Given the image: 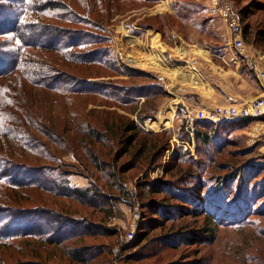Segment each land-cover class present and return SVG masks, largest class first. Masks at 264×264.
<instances>
[{"label": "trees", "instance_id": "trees-1", "mask_svg": "<svg viewBox=\"0 0 264 264\" xmlns=\"http://www.w3.org/2000/svg\"><path fill=\"white\" fill-rule=\"evenodd\" d=\"M153 1L0 0V264H57L54 262L56 259L69 264H103L98 259L105 256L103 254H111V246L95 239L104 238L107 242L112 235L117 236L105 219L111 215H122V204L130 207L137 198L164 191V202L157 204L152 197L142 202L156 216L151 221L173 220L169 216L173 210L184 216V206L189 204L192 206L189 213L204 217L205 226L202 233H196L197 237L214 238L216 231L213 228L224 216L220 194L214 196L216 199L210 203L205 198L207 195H200V190L199 197L193 198L190 194L185 195V187L183 191L172 187L177 181L185 186V173L200 177L199 173L206 169H193L195 161L189 158L194 157V153L199 159L208 161V167H216L218 156L225 152L221 139L223 132L231 133L245 121L230 124L226 121L185 119V124L178 127L182 130L177 136L180 143H169L172 130L165 133L146 130L141 124L147 117L145 115L137 114V120H134L124 116H105L106 111L100 113L96 108L81 112L76 109L78 102L85 107L94 99H122L118 88L111 93L103 88L100 80L107 70L114 72L119 68L114 52L108 48L112 33L107 23L123 4ZM234 1L239 4L243 0ZM167 5L179 19L191 26L208 23L207 17L196 19L198 9L202 7L194 0H185V3L167 0ZM237 8L245 38L264 51V0H254L249 6ZM159 19L161 35L170 39L169 20L162 15ZM143 76L150 75L144 73ZM107 82L111 85L110 81ZM159 82L156 80L154 84L161 88ZM36 84L65 99V115L57 118L55 123L47 122L39 114V105L31 90V85ZM154 88L153 84L130 85L126 90L133 95L124 101L126 104H138L140 98H149L153 94L150 90ZM66 114L70 115V127L74 131V154L85 169L89 167L86 175L88 185L72 188L68 176L75 173L73 171H56L54 176L44 173L42 183L24 176L20 178L19 170L28 161L21 149L9 144L8 133L16 131L32 147V143L35 146L43 144L32 133L37 130L62 150L60 144L64 138L59 129L64 130L67 126V122L62 120ZM171 145L174 148L164 169L168 178L139 181L138 193L125 187L126 174L139 167L141 161L157 162ZM45 150L47 155L56 159L57 153L49 145ZM125 156L126 159L121 161ZM241 172L228 173L230 181H239ZM219 176L210 175L209 178L217 177V183ZM225 176L227 174L220 179L223 181ZM246 185L247 180L244 181ZM172 198L181 204L174 206L168 202ZM196 198H205L208 207L196 206L193 202ZM80 207L89 208L91 217L80 215ZM98 212L104 214L95 220L93 216ZM142 224L145 225L140 226ZM148 228L153 229L149 222H138L139 231L131 241L121 245L125 253L123 258H126L124 261L132 257L134 260L146 258L140 249L146 243L140 244L149 237ZM174 236L162 235L156 243L175 249L169 240ZM152 242L154 239L148 241L149 244ZM54 257L56 259L49 262ZM107 262L111 264V258ZM171 262L179 264L177 260Z\"/></svg>", "mask_w": 264, "mask_h": 264}, {"label": "rangeland", "instance_id": "rangeland-1", "mask_svg": "<svg viewBox=\"0 0 264 264\" xmlns=\"http://www.w3.org/2000/svg\"><path fill=\"white\" fill-rule=\"evenodd\" d=\"M180 1L185 3V0ZM194 1L202 7L198 9L199 13L196 19L200 20L202 17L208 19V23L201 24L202 26H191L190 23L179 19L172 8L167 5V0H155L150 3L134 2L133 4L129 2L121 5L120 11L107 23L112 33L108 48L114 52L119 68L114 72L107 70L105 76H101L100 80L103 88L111 93L118 88L122 99L107 98L102 101L94 99L91 103L86 104V109L84 104L78 102L76 109L81 112L96 108L100 113L106 111L104 112L105 116L116 118L124 116L134 120H137V114L145 115L147 117L141 124L146 130L165 133L171 129L173 136L169 143H180L177 141V136L179 137L182 130H180L181 127H178L185 124V119H191L185 114H188V111L192 109L202 107L199 102L208 99L205 96V89L207 87L210 89V85L213 83L206 82L205 73L210 71L219 77H226L231 73L225 72L227 66L219 57L213 55L212 61L221 67H215L213 62L207 59V53L220 54L221 48L224 46L225 40L217 27L221 19L210 10L207 0ZM253 1L243 0L239 4L236 3V6H249ZM161 15L169 20L170 39L160 33L161 21L159 18ZM212 21H214V25ZM247 43L250 42L247 40ZM253 47L264 53L257 46L253 45ZM204 53L206 55H203ZM179 66H186L187 69L193 71L194 79L180 80V77L177 76ZM246 68L247 66L240 61L237 69L245 70ZM144 73L150 76H143ZM232 75L237 76L233 73ZM156 80L160 81L163 88L154 84ZM107 81H110L111 85ZM139 83L153 84L155 88L150 90L153 94L145 100L140 98L138 104L134 102L126 104L124 99H129L130 95H133L130 90H126V87ZM31 90L39 105V114L43 115L47 122L55 123L57 118L65 115V99L58 93L42 88L38 84L31 85ZM147 90L149 91L148 88ZM161 91H163L162 94H160ZM170 102H175L173 103L175 110L172 115L165 116L170 108L166 109L163 106H169ZM212 105L214 104L210 102L204 106ZM69 118V114H66L65 119L62 118L67 122V126L64 130L59 129L64 138L63 143L60 144L63 147L62 150L56 146L55 142L49 141L37 130L32 133L39 137L45 146L43 144L35 146V143H32L34 147L33 145L30 147L16 131L11 130L8 133L6 138L9 144L15 149H21L28 161L19 170L20 178L24 176L42 183L44 182L42 176L44 173L54 176L57 175L56 171H73L75 173L68 176L72 188H82L88 185L86 175L89 167L85 169L74 154L73 150H76L72 140L74 131L70 127ZM240 126L231 133L223 132L221 139L224 142L223 150L225 152L218 156L216 167L213 168L211 165L208 167V161L199 159L194 153V157L189 158L195 161L193 169H197L196 171H202L201 167H206V169L199 173L200 177L185 173V186L177 181V184L172 187V189L182 191L185 187V195L190 194L193 198L199 197L198 191L200 190L202 191L200 195H207L205 198L211 201L210 203L220 194L219 202L223 205L224 216L213 228L216 232L212 240L197 237V234L202 233V228L205 226L204 217L198 216L197 213H189L188 209H192L189 204L184 206V216H180L181 213L173 210L174 212L169 214L173 220L151 221L156 216L145 208L142 202L151 197L157 204L164 202L166 194L163 190L164 192L158 195L137 198L133 206L122 204V215H111L110 218L105 219L117 236L112 235L107 242L104 238L95 239L110 244L112 251L111 254L100 256L99 263L108 264L107 259L111 258V264H172L171 261L174 260H177L179 264H264V120L248 119ZM48 145L57 153L56 159H52L45 153V148ZM65 145H71L73 148H66ZM173 148L174 146L171 145L165 150L157 162L141 161L139 167L126 174L124 179L126 188L138 193L139 181L145 179L158 181L165 177L168 178L169 176L164 174V169L168 165L167 160L171 158ZM69 149L72 151L70 152ZM124 159L126 156L121 161ZM222 162L226 164H221ZM227 162L230 163L227 164ZM260 164L263 166L258 167ZM38 168L42 170L37 171ZM242 169L244 170L241 172ZM236 171L242 174L239 181L237 179L230 181L228 173L232 175ZM225 174L227 176L224 177L223 182L220 178H223L222 176ZM210 175L217 177L220 175L218 182L216 183L217 177L209 178ZM202 179L205 181L204 184H202ZM246 180L248 185L244 186ZM205 198L201 200L196 198L193 202L196 206L200 204L201 207H208L209 204L205 203ZM168 202H172L174 206L181 204L179 200L175 199L168 200ZM197 208L196 210H198ZM79 209L80 215L91 217L89 208L82 209L80 207ZM135 211L139 213L137 218H135ZM103 214L102 212L95 213L93 218L99 220ZM149 219L150 221H147ZM133 222L136 225L134 234L139 231L137 229L138 222H149L153 229L149 230L150 228H148L149 237L146 240L154 239V242L149 244L145 240L146 242L143 241L140 244L146 243V246L140 248L143 252L141 255L146 258L134 260L132 257L133 259L124 261L126 258H123L125 253L121 245L132 240H126L125 236ZM161 223L163 226H160ZM166 234L175 235L173 238H169L175 245V249L166 247V244L156 243L160 236ZM163 250L165 251L162 252ZM160 252H162L161 255H156ZM55 259V257L50 258L49 262H53ZM56 260L54 262L57 264H69L64 260H61L62 262Z\"/></svg>", "mask_w": 264, "mask_h": 264}, {"label": "built area", "instance_id": "built-area-1", "mask_svg": "<svg viewBox=\"0 0 264 264\" xmlns=\"http://www.w3.org/2000/svg\"><path fill=\"white\" fill-rule=\"evenodd\" d=\"M207 4L210 10L224 23L230 34L229 42L231 47L255 73L263 92L241 103L214 104L192 109L188 111L186 117L213 122L226 121L230 124H236L248 119L264 120V53L258 51L251 43H247L234 0H207ZM138 214L135 211V218H137ZM135 226L134 222L130 224L125 236L126 240L133 239Z\"/></svg>", "mask_w": 264, "mask_h": 264}, {"label": "crops", "instance_id": "crops-1", "mask_svg": "<svg viewBox=\"0 0 264 264\" xmlns=\"http://www.w3.org/2000/svg\"><path fill=\"white\" fill-rule=\"evenodd\" d=\"M212 23L214 25V21H212ZM218 23L219 24L217 27L220 30L219 32L221 33L223 39L225 40V41L223 40L224 46L221 48L220 54L212 53V52L207 53L208 54L207 59L212 61L214 56L219 57L227 66L225 72H231V73L226 75V77H219L218 75H215L213 72L210 71H207V73H205L206 82L213 84L210 85V89L208 87L205 89L206 92L205 96L208 97V99L201 100L199 102V105L201 106L207 105L210 102L213 104L241 103L257 95H260L263 92L255 73L243 60L240 59V57L231 47L229 42L230 34L228 30L225 28L224 23L221 21ZM203 55L206 54L204 53ZM240 61L247 66L245 70L237 69L238 65L240 64ZM213 65L215 67H221L217 65L215 62H213ZM232 73L237 76H233ZM209 77L212 78L210 79Z\"/></svg>", "mask_w": 264, "mask_h": 264}, {"label": "bare ground", "instance_id": "bare-ground-1", "mask_svg": "<svg viewBox=\"0 0 264 264\" xmlns=\"http://www.w3.org/2000/svg\"><path fill=\"white\" fill-rule=\"evenodd\" d=\"M200 51H202V50H200ZM192 73H193V71L187 69L186 66H179L177 68V76L180 77L179 78L180 80H187V81H189V80L194 79V75ZM173 103H175V102H170L169 106L168 105L167 106H163L166 109H169L170 108L169 111L166 113L165 116H170V115L173 114V112L175 110V105Z\"/></svg>", "mask_w": 264, "mask_h": 264}]
</instances>
